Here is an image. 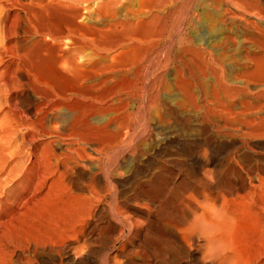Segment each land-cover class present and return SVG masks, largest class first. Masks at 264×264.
<instances>
[{
    "label": "rangeland",
    "instance_id": "374dc122",
    "mask_svg": "<svg viewBox=\"0 0 264 264\" xmlns=\"http://www.w3.org/2000/svg\"><path fill=\"white\" fill-rule=\"evenodd\" d=\"M205 1H206L207 5L209 4L208 6H206L207 10L211 11L213 14L217 15V17H218L217 21L213 22V25L210 24L211 17L207 16L206 18H202V14H201L202 8L199 7L200 5L199 6L197 5V3L199 4L198 0H155V1L154 0H150V1L149 0H0V144H2V145H0V147L5 146L6 145L5 142L8 143L10 141L8 143V145L9 144L11 145V143L17 144V143H21L24 140V138H25L24 132L27 131V128L26 127H24V128L20 127L19 129H17L19 127V123L21 124V121H23V122L27 121L28 122V123L26 122L27 124H29V122H30V124H33V127L39 128L41 126V120L46 116H47V118H45L46 121L44 119L45 126L49 127L51 130H53V132L56 131V128H61V131L63 132L62 134H65V135L61 136L60 138H58V140L56 139L57 136L56 137L55 136L50 137L49 139H52V140L54 139V140H57V141L62 142V143H67V142L73 141L74 139H75L74 141H76L79 138L80 139L79 142L84 141L83 143H85L88 141H94L96 143L97 142L99 143V144H97L98 146H101L103 144V142L105 140H107L108 137H106V136L109 135V134H107V135L102 134V132H107V133L111 132V126L107 124L106 120H108L110 118L112 120L114 119V121H115V118H117V116H118V118L116 119V124H115V122H113V124L118 129L116 132H118L120 135H123V133H121V132L124 131L125 135H123L122 137H119L118 136L119 134L118 133L116 134L117 138L119 137L120 141H119V139H117L114 136V134L110 133V134H112V136L109 135L110 145L113 146L112 144L117 143L118 146H115L112 148L109 145V142L107 140V141H105L107 144L104 142L105 145L104 146L102 145V148H104V151L102 150L101 154H96L97 152H95V154H94V152L92 151V148H91L93 146H87V148L90 149L89 152H90L91 156L93 158H95L94 155L95 156L97 155L98 158L96 156V159L98 161L103 159L104 160L103 163H106V164L104 165L102 163V160L99 161V162H101V164L100 163L99 164L103 167L105 166L104 168L106 171H107V168L110 167L111 164H114L115 160H117V158H119V157L120 158L117 161L122 160L123 157H127L126 159L124 158L122 160L125 163V164L123 163V165L125 167H127L130 165V163H128L129 158L135 157L134 161L139 160L142 156V152H143V155H148L149 149L152 147H155L157 145V142L161 139L160 136H162V138H164V139L167 138L166 140H168V141H165V143L167 144L169 151L167 150L166 154L168 156L166 155L164 157L165 160H163L164 165H166V166H164L165 169H164L162 175H166V176L168 175L166 178H171L175 174H178V179L176 180L175 185L172 187H176L177 185L178 186L176 187L177 188L176 190H175V188H172L173 192H171V195L176 194L175 192L180 193V190L178 188L180 186H182V187H180L181 190L189 188V187L193 188L195 186H198L197 192H199L200 194L198 193L197 196L203 195V193H205V194L207 193L208 196H212V195H215L214 191H216V190L219 191L218 189L222 188V186H226L227 185L226 183H231L235 180V178H237L236 174H238V173H237V170L235 169L236 168L235 165H237V167L240 165V167H242V168L245 166H247L249 168H251L253 166L255 167L256 164L258 166H260L261 165L260 160L262 161L261 155H260L261 157L259 156L261 158L260 159L259 157H257L258 155L254 156V157H251V156L248 157L247 154L242 153V152L246 151L245 149H247L248 145L250 146V143H247L249 138L246 136V133L248 132L249 128L248 127L246 128V124L241 123V122H244L247 119H250V117H251V119H254V121L256 122L257 121V117H256L257 114L256 113H258V116H259L258 120L259 121H257V122H259L260 125L258 123H254V125H252V128L255 126V124H258V125H256L255 129L256 128L260 129L262 126L261 125L262 121L260 120V113H259V110L255 107V105L259 102L260 98L262 96H264V92H262V90H261V89H264V87H260L261 83H256L255 79H257L256 76L258 73H264V71H262L264 69H261L262 67H260V68H257V69H259L258 71H257V69L253 71V68H251V71H253V74H254V72H256L257 74L255 73L253 75L252 72H250L252 74V75L250 74L252 76V78L250 75H248V77L246 78L247 82L250 80V78L252 80L253 77H255L253 79L254 83H253V80L252 81L250 80V84H247V85L241 81H232L231 82L230 80H228L229 78H227V77H229L232 74V71L234 70L232 67L230 68V66L226 67L228 65L225 66L227 69L225 67L223 69V71L226 69V71H224L225 75H222V76L220 75L221 74V68L219 67L218 63H216L217 61H215V59L217 58V56L220 52H223L222 50L227 49L225 45L221 44V42L223 43V40L224 41L226 40L225 36H227L229 34L228 30L231 29V25H230L231 21H232L231 24H233L234 20H235L236 24L238 23V25H239L237 28L240 30V32L239 33L237 32V34H238V36L239 35H241V36H239V37L237 36L238 39L241 40L244 31H242L243 28H239V27H242V26H240V22L238 21L239 19H237V18L231 19L233 17L232 14L229 13V11H227L228 9L232 10V8L230 6H228L229 4H227V2H229V1H227V2L223 1L224 3L222 5H219V6L216 5V7H215V2H212L211 0H210V2H209V0L208 1L205 0ZM97 4H98V6L100 4L102 5V7L100 5L101 10L96 9ZM197 6H198V8H197ZM222 9H224V10H222ZM225 9L228 13H226ZM222 11H224V13ZM77 12L79 13V16H80L78 18L76 17V16H78ZM219 18L220 19L223 18L224 20L222 19V21H221V20H219ZM21 21H22V23H21ZM75 21H77V22L75 23ZM78 22L81 23V26L79 25ZM76 24H78V26H80L81 28H83L82 26H84L86 31H85V29L79 30L80 27L78 29L77 28L78 26L77 27L73 26ZM138 24H139V26H138ZM212 26H214V27H212ZM87 28H88V30L90 29V32L87 30ZM98 28H99V30H98ZM77 29L79 30V33H78ZM75 30H76V32H75ZM93 30H94V32H92ZM80 31L85 32L86 33V34L84 33L85 36L87 35L86 37H89V38H86V40H84L85 39L84 36L81 37V34H83V33ZM95 31H97L101 37ZM100 32H101V34H100ZM96 34H97V36L94 37ZM73 35H74V37H73ZM76 35L78 37L80 36V39L77 38ZM70 37H72V38H70ZM81 38H83L84 41H82ZM70 39H74L76 41V43L81 41L82 43L79 42V44H81V46L83 45V47H81L79 44H77L75 46V41L74 40L70 41ZM77 39H79V41H77ZM90 40H93V42ZM94 40H96V41H94ZM72 41H74V44L72 43ZM86 41H87V43H85ZM68 43H70L72 47H73V45L75 47L72 48L69 45L70 48H68L69 46L68 47L65 46V45H68ZM92 43H95V44L100 43V44L95 45ZM258 44H259V46H261V48H264V41L261 40L260 43H257V45ZM87 45H89V46L87 47ZM92 46H94V47H92ZM76 47L79 48L80 51H79V49L76 50ZM97 47L101 48V49L99 48V50L102 54V62H103L102 66H103V70H104V74L102 75L103 85L99 86L100 84H102V82L100 81L101 83L99 82L100 84L98 85L99 89H97L98 87L96 86V84H98V83H96V84L94 83L96 81H94L91 77L89 78L88 75L87 76L84 75L86 72L83 73V71H81L82 74H80V75L75 74L76 70H75V72H73V69L75 68L74 66L76 64L79 63V65H80V63H85L87 59H88L87 61H89L90 57H91V59H90L91 61L94 60V56L92 54H94L93 51H95V49ZM71 48H72V50L75 49L73 51V53H75L74 55H73V53L72 54L70 53V52H72ZM81 48H86V49H83V51H84L83 52ZM221 48H222V50H221ZM66 49L70 50V52H68ZM64 53H67V55L70 56L69 57L65 54L68 57V60L70 58H72V60H69V62H68L69 64L65 61V59L67 60V57L65 56L63 58ZM76 53H78V56H75V55H77ZM89 53H90V55L93 56V58H92V56L85 55V54H89ZM79 55H81V56H79ZM212 55H214V56H212ZM72 56L73 57L75 56V58H73ZM82 56H84V57H82ZM85 56L86 57L88 56V57L86 58ZM114 56H116V57H114ZM76 58H77V60L78 59H80V60L78 61V63H75V65L72 66L74 68H70L71 67L70 65L73 62V60H74V62L75 61L77 62V60H75ZM83 58H85V59H83ZM62 60L65 61L64 63L66 65L63 63ZM17 62H18V66H15V63L17 64ZM67 64L69 65V69L67 67L68 66ZM17 67H19V69L26 76V78L28 80L27 83L28 84L30 83L29 84L30 89L32 88L31 86H34L31 89V91L35 89L36 91H34V92L37 93L36 88L39 86L38 92H41L40 94L39 93L36 94L37 97L35 96V93L32 92L35 96L34 98H36V101H37L36 106L39 105L41 102L42 103H41L40 107L37 106V109H35L36 106L34 105L35 106L34 110L33 109H32V111L30 110L31 114L29 113L28 110H26L27 108H29L28 105H30L29 103H31V102H30V97L27 95V93L24 92V89H23L24 87L23 88L20 87L18 89L16 88L17 90L14 89L15 87H18V85L20 86V84L17 83L18 82L17 79L19 78V72L17 70ZM229 68H230V70H229ZM70 69H72V71H70ZM218 70H219V72H218ZM68 71H70L71 73H69ZM215 72L219 75L217 76V74ZM72 73H73V75L75 74L74 76H76V77L77 76H79V78L81 77L80 81H78L79 80L78 77H77L78 78L77 79L73 75H71ZM215 74L217 76L216 79H215V77H216ZM81 75H84V76H81ZM223 76L224 77L226 76L225 79ZM82 77H83V79L85 77V81H83ZM220 77L222 78V80ZM86 78H88V79L86 80ZM226 78H227V80H226ZM15 79H16V81H15ZM89 79H91V80H89ZM217 79H218V83L216 82ZM10 80H13L14 85L17 83L16 84L17 86L11 87L12 82ZM88 80L93 81V82H87ZM223 80H224V82H222ZM225 80H226V83H225ZM227 81H229V82H227ZM6 82L9 84L11 83V85H7ZM214 82H216V83H214ZM31 83H33V84H31ZM76 83H78V84H76ZM85 83H86V85H84ZM92 83H94V84H92ZM219 83H220V85H218ZM239 83H241V84H239ZM35 84H37V85H35ZM79 84H80V86H82V85H84L86 87L88 86L87 88H89V90H87V91L83 90L82 87L79 86ZM90 84L93 86L95 85L94 86L95 88L97 87L96 92H95L96 89L93 88ZM215 84H217V85H215ZM224 85H225V87L229 88V93L231 92L232 94L231 93L227 94L228 91H227V88L223 87ZM199 86H200V88H199ZM216 86L218 89H216ZM244 86L247 87V89ZM261 86H264V85H261ZM10 87L13 89H11ZM86 87H83V88L85 89ZM236 87L237 88L239 87L243 90L240 92V89H238V90L234 89ZM78 88L81 89L82 91L77 90ZM224 88H225V91H227L226 94H225ZM254 88H256V89H254ZM19 89H21V91ZM39 89H41L43 92L40 91ZM90 89H92V90H90ZM202 89L204 91V94H203ZM257 89L260 93H258ZM74 90L78 91V92L75 91L77 94L74 92ZM236 90L238 92H236ZM22 91H23V93H22ZM83 91H86V92H83ZM89 91H90V93H89ZM97 93L98 94L100 93L98 95L100 97L97 96ZM41 94L43 97L40 96ZM155 94H157V95H155ZM92 95L93 96L95 95V97H93ZM206 95H208V96H206ZM258 95L260 96V98ZM26 96H28L27 97V100L29 99L28 102L25 98ZM157 96L159 97V99H157V100L154 99ZM223 96H226V97L230 96L229 97L230 100L228 99V97L224 98ZM257 96H258V98H257ZM44 97H46L45 100L43 99ZM96 97H98V98H96ZM214 97H216L217 99L219 98L218 102L215 100L216 98H214ZM60 98L63 101V104H62V101L60 102ZM117 98H120V99L122 98L121 99L122 101H120V99H118L116 101ZM38 99H40L41 102L38 101ZM49 99H51L53 104L50 103L51 101ZM99 99H102L101 100L102 102L99 101ZM225 99H226V101H225ZM54 100H56V101L54 102ZM147 100H149V101H147ZM154 100H156V101H154ZM158 100L161 102L164 100V102L166 104L165 105L163 102V104L165 106L164 109L167 108V109H165L166 114L164 113L165 112L164 110H163L162 115L160 114L159 111H157L158 110L157 104L159 102ZM46 101H47V103H46ZM98 101H99V103H98ZM103 101L105 103L106 102L107 103L105 104ZM124 101H125V104H123L124 107L119 106L120 103L122 104ZM219 101H220V103H219ZM15 102H17V103H15ZM94 102H96V104ZM151 102H153L154 105H156V106L151 104ZM221 102H222V104H221ZM57 103H59L58 104L59 106L56 105ZM92 103H94V105ZM102 103H104V104L102 105ZM249 103H250V105H249ZM47 104L49 106V109L47 108ZM49 104H52V105H49ZM60 104H62V105L66 104V105H64L66 107H64V106L62 107V105H60ZM109 104L110 105L112 104L111 106L113 108L115 107L117 109V112L113 113L116 110L112 111V109L109 108V107H111ZM147 104H149L150 106L152 105L151 107L153 109L151 110V107ZM239 104L241 106H239ZM43 105H46V106L43 107ZM96 105H97V108H99V109L94 108V107H96ZM145 105L149 106L150 110L148 109L149 107H146ZM51 106L53 107L54 110L51 109L52 108ZM102 106H104L105 109ZM125 106H126V108H125ZM251 106H254V108H253L254 111L256 109L257 110L255 112L254 111L251 112L253 110V109L249 110V108ZM55 107L58 109L62 108V110H64L65 114L60 109L57 111ZM101 107L104 110H106V108H107V110L110 109V111H108V112L106 111V113L109 115H107L106 113L103 115L102 114L98 115L99 113H102V112L104 113L103 110H102V112H100ZM119 107L121 109L120 112H119V110H120ZM65 108H67V109H65ZM145 108L148 109V110H146L148 112L145 111ZM38 109L41 110L42 112L37 111ZM95 109L97 110V112L98 111L99 112L98 113L95 112V114H94ZM45 110H46V112H45ZM48 110H50V111H48ZM155 110L159 113H157V112L155 113ZM22 111H23V113H21ZM54 111L56 112V115L58 114L59 116H55ZM86 111L89 113H92V114L88 115L89 113H87ZM90 111H93V112H90ZM126 111L130 112V114L127 113ZM241 111H243L244 114ZM57 112H59V113H57ZM125 112L127 113V115H131V116H127V119H128V117H130V119L132 118L131 120L130 119L127 120L126 115H125V117H124V115H122L123 113L126 114ZM38 113H39V115H38ZM253 113H254V116L256 117V120H255V117L253 115H250ZM66 114H68V115H66ZM82 114L84 115L85 120L83 119ZM114 114H116V115H114ZM147 114L149 116H147ZM156 114H158V115L160 114V115L158 116ZM60 115H61V118H59ZM63 115H65V116H63ZM85 115H87L88 117ZM143 115L146 117H144ZM154 115L156 118H154ZM25 116H28V117H25ZM80 116H82V118H79ZM95 116L96 117L100 116L99 119L102 117H104V118L106 117V119H105L106 124L104 121H103V123H101L102 120H104V118L100 119V123H95L96 121H94L92 118ZM150 116L152 119L148 120L150 118ZM29 117H30V119H29ZM34 117H36V118H34ZM53 117L55 118L56 121H54L52 119ZM56 117L58 119H56ZM62 117L64 119H66V121ZM67 117H71L70 118L71 121ZM107 117H108V119H107ZM121 117L125 118V119H122ZM239 117H241V118H239ZM244 117H246V120ZM252 117H254V118H252ZM16 118L19 120H17V123H18L17 127L14 128V122H15V126L17 124L15 121ZM21 118L23 120H21ZM31 118H33V119H31ZM77 118H79V119H77ZM86 118L88 119L90 124H92L93 122L95 124L90 125L88 123V121L86 122ZM157 118H159L158 119L159 121H164V122L163 123L158 122ZM161 118H162V120H161ZM163 118H164V120H163ZM145 119L147 122L149 121V123L144 121ZM79 120H83L85 122L84 127H82L83 121L81 122ZM126 120L129 124L126 122L127 125L124 123V126H123L122 122H124ZM156 120H157V122H156ZM18 121H20V122H18ZM31 121H32V123H31ZM36 121H38V123ZM62 121H64V122H62ZM73 121H74V123H73ZM119 121L122 124H118ZM131 121H132V123H131ZM23 122L21 125L24 124ZM67 122H72V123L67 124ZM144 122L146 123V125ZM153 122H154V124H153ZM46 123H48V124H46ZM64 123H66L67 125ZM86 123H88L90 125V126H88V129H86L87 128L86 126L88 125ZM74 124H76V125H74ZM96 124H97V127H94V126H96ZM98 124H102V125L104 124L106 126L105 127H103L104 125L98 126ZM54 125H57V126H54ZM68 125L69 126L71 125V127L69 128ZM79 125L81 126L79 129H81V130H79L77 127ZM121 125L123 126V129L120 128V127H122ZM10 126H13L12 127L13 130L11 129ZM23 126H25V125H23ZM63 126H64V129H62ZM101 126L103 127V130H102ZM118 126L120 129L118 128ZM143 126L144 127L148 126V127H150V129L148 130V127H145L147 129H145V128L143 129ZM89 127H91V129H89ZM141 127L143 130H141ZM21 128L23 129L22 130L23 132L21 131ZM131 128H132V130H131ZM93 129L95 132H97L99 130L100 134L105 136V137L103 136L104 139H102L103 137L99 134V132H98V135H95L97 133L93 132ZM124 129L128 132V135H126L127 132ZM134 129L138 130V131L140 130L141 134L144 135V137H146V138H144L139 132L133 131ZM154 129H155V131H152ZM161 129H163V131L165 133ZM246 129H247V131H245ZM10 130H12V132ZM72 130L73 131L75 130V131L72 132ZM76 130L82 131V132H80V134H79L78 132H76ZM86 130L88 132L87 133V135H88L87 140L85 139L86 136H84L85 138L82 136V135H84L82 133L83 132L85 133ZM91 130H92V133L89 134V132H91ZM119 130H120V132H119ZM157 130L158 131L161 130L160 133L157 132ZM243 130H244V132H243ZM8 131H10V133ZM129 131H131V132H129ZM143 131L145 133H142ZM70 132H71V134H69ZM74 133L76 135L75 137H74ZM77 133H78V135H77ZM129 134H130V136H129ZM135 134H137V136ZM139 134H140V136H138ZM164 134L166 137L164 136ZM15 135H17V136H15ZM85 135H86V133H85ZM90 135H92V139H91ZM70 136H72V137H70ZM11 137H13V138H11ZM93 137H95L94 140H93ZM123 137H124V139H123ZM138 137H139V139H138ZM237 137L238 138L240 137V138L238 139ZM97 138H99V139L101 138V139L98 140ZM135 138L137 139L136 140L137 142L135 141ZM241 138H242V140H240ZM131 139H133V140L131 141ZM244 139H245V141H244ZM101 140H104V141L102 142ZM124 140H126V141H124ZM127 140H128V143H127ZM141 140L142 141L144 140L143 141L144 143ZM256 140H257V142L259 141V139H256ZM57 141L55 143H57ZM132 142L134 144H132ZM148 142L150 144H152V143L153 144L150 146V144ZM3 144H5V145H3ZM125 144L126 145L129 144L130 146L127 145V147H126V146H124ZM148 144L150 147H148ZM240 144H242V145H240ZM243 144H246V145L244 146ZM106 145H108V147ZM228 145H229V147H228ZM121 146H122V149H121ZM132 146H134V147H132ZM223 146H225V147H223ZM209 147H214V148H217L219 150L222 149V152L221 153L218 152L216 154L211 153L208 149ZM147 148H148V150H146ZM189 148L191 149V152H190ZM126 149L127 150L129 149V151H127ZM142 149H145V152L144 151L141 152ZM112 150L113 151L116 150L114 154H113ZM119 150H121L122 152ZM180 150H182V151H180ZM259 150L261 152H259ZM259 150H257L258 153H260V154L264 153V150H261V149H259ZM135 151H136V154L134 153ZM187 151L189 153H187ZM110 152L113 155V159L115 157L114 161H112L113 159H111L112 155H110ZM194 152H195V154H194ZM102 153L105 156L104 155L101 156ZM105 153H107V154H105ZM118 153H119V155H118ZM124 153H125V155H124ZM129 154L130 155L132 154V156L130 157ZM137 154H139V157ZM242 154H244L245 156H242ZM136 155H137V157H136ZM191 155H192V157H190ZM196 155L199 158H197ZM206 155H207V157H206ZM110 156H111V158H110ZM153 156H155V155H153ZM221 156H223V157H221ZM231 156H233L235 159H233V157H231ZM217 157L219 160L217 159ZM224 157H226V158H224ZM246 157L248 159L250 158L249 161ZM211 158H214L217 161L222 162V163H219L220 164L219 166L225 167V169L224 168L220 169L218 167L220 170L216 168L215 169L216 171L215 170L212 171V172L217 173V174H215V173L210 172L212 169L211 166H207V167L203 166V168L200 171L201 174L202 173H203V175L206 174V177H203L198 172H196L197 170H195V167L199 165L198 166V168H199L201 166V164H200L201 161H206L205 159L210 160ZM251 158H252V160H251ZM106 159H107V161H105ZM228 159L230 160V162H228L229 161ZM240 159H243L246 162V165H243V163L241 162ZM197 160L198 161L201 160V161L199 163H197L196 162ZM234 160L235 161L240 160V162H235ZM126 161H127V163H126ZM225 161H226V163H225ZM262 162H264V161H262ZM109 163H110V165H109ZM224 163H225V165H224ZM238 163H240V164H238ZM252 163L254 165H252ZM187 165H188V167H186ZM106 166H107V168H106ZM231 166H232V168H231ZM103 167H101L102 170L104 169ZM208 167H209V169H208ZM233 167H235V168H233ZM190 168H192V169L190 170ZM122 169L124 171V167H122ZM187 169H189V173H188ZM227 169L229 170V172ZM105 170H104V173L102 172V176L105 175V173H106ZM243 170H245V168ZM171 171L174 173L173 174L170 173ZM222 171H224V172H222ZM120 172H122V171H120ZM220 172H222V173H220ZM179 173H180V175H179ZM196 173H198L200 176H197ZM233 173H235V174H233ZM213 174H215V175L213 176ZM169 175L171 177H169ZM207 175H210V176L208 177ZM136 176H137L136 177L137 180L135 181V183H136L135 185L137 186L138 192H140V190L142 188V186H140L141 183L145 184V182L149 181L148 186L150 187V184H151L150 190L152 192H154V194H155L157 192L161 182L163 181L161 179V175H159V174L158 175L152 174L149 176L150 178L148 177L149 179L146 178V180H145V178H141V176L138 173H136ZM138 176H140V177H138ZM193 176H195V177L197 176V177L196 178L194 177V179H193ZM212 176H213V178H211ZM225 176H230V177H226L227 178L226 179ZM152 177H154L153 180H151ZM191 178H192V180H194V182L192 180H189ZM201 178H202V181L205 178L204 183L201 182ZM206 178L209 182L206 181ZM218 178H220V179H218ZM230 178H232V180ZM211 179L213 181H211ZM216 179H218L220 182H223V183L222 184L220 183L219 187H215V186H214V188L210 187V184L212 182L214 183L216 181ZM222 179L226 180V181L224 182ZM150 181H152V182H150ZM184 181H186V182H184ZM197 181H198V184L195 183ZM199 181L201 182L200 184H199ZM201 184L208 185V189H207L206 185H204L205 188L207 189V192H206V189L203 188L204 186ZM157 185H158V187H157ZM184 187H186V188H184ZM195 188H197V187H195ZM203 190H205V191H203ZM210 193H211V195H210ZM168 211H165V213H166V214H164L165 217L161 213L163 218H166L167 216H169V214H170L169 218L170 217L173 218L174 215H175V217L176 216L180 217V212L178 213L177 210H176L177 212H175V209H173V211L171 209ZM128 221H129V219H126V220L124 218L122 219V224L124 225V228L125 227H127V228H125V229L123 228L124 233L122 232L123 235L121 234L116 242H112V241L109 242V241L103 240V238L101 237V232H100L102 227L96 228V230L100 233L98 234V232L95 230L96 234L94 233L95 235L93 234L91 236L92 238L90 237V240H89L90 246H91V250H90L91 255L90 256H91V261L93 264H103L104 263L103 262L104 256L107 255V251H108V255L114 256L117 254L116 250L121 248L119 246L124 245L126 242L127 243L125 245H127V248L126 249L123 248V254L124 255L119 254L120 256H119V258H117L118 262L120 261L119 263H123V261H125V259L127 260L128 258H130V260L128 259V262H130V264L131 263L132 264L133 263L144 264V260L142 259V257H144V254H145V256H147L146 253H148V255H149V256H147L148 258L151 257L150 258L151 260L158 259V260L163 261V263L165 262V264H170V263L176 264V263H178V260L176 261V258L174 257L176 255V253H178L176 255V257L178 259H181L182 256L184 257L185 253L182 252L177 247L176 244H174V245L172 244L174 242H172V239L169 235L165 236V237H161V239L163 238L162 242L165 243L163 245L164 248H165V245L168 243V246L166 247L167 249H165V250H166V253L168 251L167 254L170 255V256L168 255L169 258L167 257L165 250H163V248L161 249L162 251L160 250L158 252L157 251L153 252L154 250L152 249L153 248L152 244H150L151 242L149 240H147L145 238V236L143 237L142 231L135 230L137 232H135V231L129 232L130 228H129V224H127V223H129ZM118 222H120V221H118ZM164 223H167V226H168V221H166L165 219H164ZM131 234H132V236H131ZM96 235H98V237ZM160 235L161 234H159L158 237ZM132 237H133V240H132ZM142 237L144 238L145 241H143ZM148 237H149V235H148ZM99 238H101V239H99ZM128 238H130L129 240H131L132 242L127 240ZM135 238H136V240H135ZM137 238L139 241H137ZM140 238H142V239H140ZM101 240H102V243H101ZM166 240L168 241L167 243L165 242ZM89 242H88V244H89ZM129 242H131V243H129ZM141 242H143L142 243L143 245L141 244ZM147 242H150L149 243L150 245ZM99 243H101L100 245H102V247H100ZM122 243H124V244H122ZM128 244L130 246H128ZM76 245H74V246H76ZM137 245H139V246H137ZM74 246L72 245L71 247H74ZM103 246H105V247H103ZM140 246L143 248H141ZM148 246L150 247V249ZM92 247H94V248H92ZM98 247L101 248V250ZM122 247H124V246H122ZM170 248L172 249V251ZM173 248L174 249L177 248L176 250H179L180 254H179V251L178 252L176 250L174 251ZM145 249H147V250H145ZM141 251H142V253H141ZM170 251H171V253H170ZM149 252H151V253H149ZM163 252H164V254H162ZM181 252H182V256H180ZM62 253L63 252L61 251L60 254H62ZM160 253H161V255H160ZM158 255H160V256H158ZM172 255H174V256H172ZM157 256H158V258H157ZM63 257H64V255H63ZM152 257H153V259H152ZM166 257H167V259H166ZM170 257L171 258L174 257L175 259L173 258L171 260ZM139 258H140V260H139ZM164 259L166 261H169V263L164 261ZM140 261H142V262H140ZM128 262H124V263L127 264Z\"/></svg>",
    "mask_w": 264,
    "mask_h": 264
},
{
    "label": "bare ground",
    "instance_id": "6f19581e",
    "mask_svg": "<svg viewBox=\"0 0 264 264\" xmlns=\"http://www.w3.org/2000/svg\"><path fill=\"white\" fill-rule=\"evenodd\" d=\"M211 1L215 2V7H216V5H218V6L222 5L224 3L223 1H226V2L229 1V2H227V4H229L228 6H230L232 8V10L228 9L227 11H229V13L232 14L233 17L231 16L232 17L231 19H233V18L239 19L238 21L240 22V26H242L239 28H243L242 31H244L241 40L238 39L237 38V36H238L237 32L239 33L240 30L237 27L239 25H238V23L236 24L235 20H234L233 24H231L232 23V21H231V23H230L231 29L228 30L229 34L227 36H225V38H226L225 41L227 43L223 39H222L223 43L221 42V44L225 45L227 49L222 50V48H221V50L223 52H220V53L218 52L219 53L218 56L215 54L217 56V58H216L217 60L213 57L215 59V61H217L216 63H218L219 67L221 68V74L220 75L221 76L225 75L224 71H226V69H227L226 67L230 66V68L232 67L234 70L232 71V74L229 77H227V78H229L228 80H230L231 82L232 81H241V82L245 83L246 85L250 84V80L252 78L251 75L253 74V71L256 70L257 68H260V67H262L261 69H264V48H261V46H259V44L257 45V43H260L261 40L264 41V0H211ZM198 2H199V4L197 3V5L198 6L200 5L199 7L202 8L201 9L202 18H206L207 16L211 17L210 24L213 25V22L217 21V19H218L217 15H215L211 11L207 10L206 6H208L209 4L207 5L205 0H198ZM209 2H210V0H209ZM98 4L96 6L97 10L100 9V5H101L100 4L98 6ZM198 6H197V8H198ZM101 7H102V5H101ZM226 9H225V11H226ZM222 10H224V9H222ZM227 11H226V13H228ZM222 12L224 13V11H222ZM76 17L77 18L80 17L79 13H78V16H76ZM222 19L223 18H221V19L219 18V20H221V21H222ZM76 22L77 21H75V23ZM21 23H22V21H21ZM79 25L81 26V23H79ZM73 26L77 27L78 24L73 25ZM80 26H78L77 28L79 29ZM138 26H139V24H138ZM82 27L83 28L80 27L79 30L85 29L84 26H82ZM212 27H214V26H212ZM99 28H98V30H99ZM79 30H78V33H79ZM87 30H88V28H87ZM94 30L92 32H94ZM85 31H86V29H85ZM88 31L90 32V29ZM97 31H95V32L99 35V33ZM75 32H76V30H75ZM80 32L83 33V34H81V37L84 36V38H85L84 40H86V38H89V37H86L87 35L85 36V34H86L85 32H83V31H80ZM97 34L95 36L94 35L93 36L96 37ZM100 34H101V32H100ZM239 36H241V35H239ZM73 37H74V35H73ZM70 38H72V37H70ZM77 38L80 39V36L79 37L77 36ZM79 39H77V41H79ZM81 39H82V41H84L83 38H81ZM71 40H74V39H70V41ZM74 41H72L73 44H74ZM90 41L93 42V40H90ZM94 41H96V40H94ZM79 42H81V41H79ZM79 42L76 43V41H75V46L77 44H79ZM70 43H68V45H65V46H67V47L69 45L71 46L72 43L71 44ZM85 43H87V41ZM95 43H92V44H95ZM97 44L99 45L100 43H97ZM97 44H95V45H97ZM79 45L81 46V44H79ZM70 46L68 48H70ZM75 46L73 45V47H75ZM88 46L89 45H87V47ZM81 47H83V45ZM92 47H94V46H92ZM72 48H71V50H72ZM99 48L100 47H97L95 49V51H93L94 52V54H92L94 56V60L92 59L93 61L90 60L91 59V57H90L89 61H87L88 60L87 59L85 63H80V65L78 63V61L80 59L77 60V58L75 59V60H77V62L76 61L74 62V60L72 62L73 64L70 62L71 63L70 68L75 67L73 69V72H75V70H76L75 74L80 75V74H82L81 71H83V73L86 72L84 75H86V76L88 75L89 78L91 77L94 81H96L94 83L95 84L98 83V84H96L97 87L103 81L102 75L104 74V70H103V66H102L103 65L102 64L103 63L102 62V54H101ZM77 49H79V48L76 47V50ZM81 49L83 51V49H86V48H81ZM74 50L75 49H73L72 52H70V50H67V51L72 54ZM79 51H80V49H79ZM67 53H64L63 58L67 55ZM74 54L75 53H73V55ZM76 54L77 55H75V56H78V53H76ZM85 55L92 56V55H90V53L85 54ZM67 56H69V55H67ZM75 56L74 57L72 56V57L75 58ZM79 56H81V55H79ZM93 56H92V58H93ZM212 56H214V55H212ZM82 57H84V56H82ZM114 57H116V56H114ZM83 59H85V58H83ZM67 60H68V57H67ZM67 60L65 59V61L68 63L69 60H72V58H70L68 61ZM62 61H63V63L65 62L64 60H62ZM75 63H78V64L75 65ZM226 65H228V66H226ZM15 66H18V62H17V64L15 63ZM72 66H74V67H72ZM67 67L69 69V65ZM224 67L226 69L223 71ZM230 68H229V70H230ZM251 68H253V71H251ZM17 70L19 72V78L17 79L18 80L17 83L20 84V86L18 85V87H15V86H17L16 85L17 83L14 85L13 80H10L12 82V85H11V83L9 84L7 82H6V84L11 85V87H15L14 89L24 87L23 88L24 92L27 93V95L30 97L31 103H29L30 105L27 104L29 106V108L26 109L30 113V110L31 111H32V109L34 110V107L36 106L37 101H36V98H34V97L35 96L37 97L36 94L37 93L40 94L41 92H38L39 86L36 88L37 93L34 92V91H36L35 89L31 91V89L34 86H31L32 88L30 89V85H29L30 83L29 84L27 83L28 80H27L26 76L24 75V73L19 69V67H17ZM219 70H218V72H219ZM258 70L259 69H257V71ZM70 71H72V69H70ZM70 71H68V72L71 73ZM262 71H264V70H262ZM250 72H252V74ZM255 73L256 72H254V74ZM216 74H215V76H216ZM71 75H73V73ZM84 75H81V76H84ZM218 75L219 74H217V76ZM248 75L251 76V78L249 77L250 78V80L248 81L249 83L247 82V79H246L248 77ZM217 76L215 77V79L217 78ZM74 77L79 78V76H77V77L74 76ZM85 77H84V79L82 77L83 81H85ZM225 77H224V79H225ZM80 78L78 81H80ZM227 78H226V80H227ZM254 78L255 77H253V79ZM256 78H257V79H255L256 83H261V85H264V73H258ZM87 79L88 78H86V80ZM89 80H91V79H89ZM89 80L87 82H93V81H89ZM221 80H222V78H221ZM226 80H225V83H226ZM15 81H16V79H15ZM216 82L218 83V79ZM216 82H214V83H216ZM222 82H224V80ZM227 82H229V81H227ZM94 83H92V84H94ZM253 83H254V80H253ZM31 84H33V83H31ZM76 84H78V83H76ZM239 84H241V83H239ZM35 85H37V84H35ZM84 85H86V83ZM84 85L80 86V84H79V86L82 87L83 90H86V91L89 90V88H87L88 86L86 87ZM101 85H103V82L99 86H101ZM215 85H217V84H215ZM218 85H220V83ZM261 85H260V87H264ZM91 86L93 88H95L94 87L95 85L94 86L91 85ZM83 87H86V88L84 89ZM223 87H225V85ZM199 88H200V86H199ZM225 88H227V87H225ZM225 88H224V91H225ZM245 88L247 89V87H245ZM11 89H13V88H11ZM97 89H99V87ZM97 89L95 90V92L97 91ZM216 89H218L217 86H216ZM234 89H237V90L240 89V92L243 90L239 87L238 88L236 87ZM254 89H256V88H254ZM258 89H257V91H258ZM19 90L21 91V89H19ZM39 90L42 91L41 89H39ZM77 90H81V89L78 88ZM90 90H92V89H90ZM237 90H236V92H238ZM261 90H262V92H264V89H261ZM75 91L76 90H74V92ZM86 91H83V92H86ZM202 91H203V89H202ZM227 91H228V93H227ZM227 91H225V94L231 93V92L229 93V88H227ZM32 92L35 93V96ZM76 92H78V91H76ZM22 93H23V91H22ZM89 93H90V91H89ZM258 93H260V92L258 91ZM99 94L97 93V96ZM203 94H204V91H203ZM155 95H157V94H155ZM28 96L25 97L26 100H27ZM40 96H42V94ZM206 96H208V95H206ZM258 96H257V98H258ZM93 97H95V95ZM98 97H100V96H98ZM98 97H96V98H98ZM157 97L154 99H156V100L159 99V97L158 98ZM223 97L225 98L226 96H223ZM229 97H228V99H229ZM45 98L46 97H44L43 99L45 100ZM214 98H216V97H214ZM259 98H260V96H259ZM118 99H120V98H117L116 101ZM121 99H120V101H122ZM218 99L216 98L215 100L218 102ZM28 100H27V102H28ZM49 100L51 101V99H49ZM101 100L102 99H99V101H101ZM156 100H154V101H156ZM38 101H40V99H38ZM55 101L56 100H54V102ZM61 101L62 100L60 98V102ZM99 101H98V103H99ZM125 101L122 104L119 102L120 103L119 106L124 107L123 104H125ZM147 101H149V100H147ZM225 101H226V99H225ZM96 102H94V103L96 104ZM163 102H164V100L162 102L159 101L158 104L156 103L157 107H158L157 111H159L161 115L163 114V110L165 111V109H167V108L164 109L165 102H164V104H163ZM15 103H17V102H15ZM41 103L37 106L40 107ZM46 103H47V101H46ZM50 103L53 104L52 101ZM94 103H92V104L94 105ZM104 103H102V105ZM219 103H220V101H219ZM52 104H49V105H52ZM58 104L59 103H57L56 105H58ZM62 104H63V101H62ZM62 104H60V105H62ZM149 104H147V105H149ZM151 104L154 105L153 102H151ZM221 104H222V102H221ZM64 105H66V104H64ZM64 105H62V107ZM147 105H145V106L146 107L150 106V105L149 106H147ZM249 105H250V103H249ZM37 106L35 107V109H37ZM45 106L46 105H43V107H45ZM126 106H125V108H126ZM154 106H156V105H154ZM239 106H241V105L239 104ZM64 107H66V106H64ZM102 107L104 108V106H102ZM102 107L100 108L101 109L100 112H102V110H103L104 113L102 112V113H99L98 115H100V114L103 115L106 113V111L107 112L110 111V109L107 110V108H106V110H104L105 108L102 109ZM150 107L148 108L149 110H150ZM251 107L249 108V110L254 108V106H251ZM255 107L259 110L260 120L262 121L261 122L262 126H261V128L258 126L260 129H258V128L255 129L256 125L259 124V122H257V121H259L258 120V117H259L258 113H256L257 114V116H256L257 121L256 122L254 121V119H251V117H250V119H247V120H246V117H244L246 121H244L243 119L242 120L244 122L240 121L241 123L246 124V128L247 127L249 128L248 132L246 133V136L249 138V140H248V142L247 141L246 142L250 143V146L248 145L247 149H245L246 151L242 152V153L247 154L248 157L249 156L254 157L256 155H258L257 157H259L261 155L262 157L261 156L260 157L262 158V161H264V153L260 154L257 151L259 149L264 150V96H262L260 98L259 102L255 105ZM47 108L49 109L48 104H47ZM67 108H65V109H67ZM94 108H97V105ZM109 108H111L112 111L116 110L113 113L117 112V109L115 107H114L115 109L112 106ZM51 109H53V107ZM59 109L56 108L57 111ZM97 109H99V108H97ZM119 109H120V107H119ZM148 109L145 108V111ZM152 109L153 108L151 107V110ZM50 110H48V111H50ZM60 110H62V108ZM37 111H41V110L38 109ZM120 111H121V109L119 110V112ZM157 111L155 110V113ZM243 111H241V112L243 113ZM253 111H254V109L251 112H253ZM45 112H46V110H45ZM62 112H64V110H62ZM90 112H93V111H90ZM95 112H97L96 109L94 111V114H95ZM146 112H148V111H146ZM159 112H157V113H159ZM21 113H23V111ZM39 113H38V115H39ZM57 113H59V112H57ZM87 113H89V112H87ZM127 113L130 114V112H127ZM127 113L126 114L121 113V114L124 115V117L126 115V119H127V116H131V115H127ZM164 113L166 114V111ZM64 114H65V112H64ZM91 114L92 113H89L88 115H91ZM116 114H114V115H116ZM148 114H147V116H149ZM66 115H68V114H66ZM107 115H109V114H107ZM156 115H158V114H156ZM250 115L254 116V113L250 114ZM55 116H59V115L58 114L56 115V112H55ZM63 116H65V115H63ZM85 116H87V115H85ZM25 117H28V116H25ZM30 117H29V119H30ZM54 117L52 119L54 121H56ZM99 117L100 116L92 117L93 120L96 121L95 123H100V119L104 118V117H102L99 119ZM108 117H107V119H108ZM144 117H146V116H144ZM254 117H252V118H254ZM256 117H255V120H256ZM34 118H36V117H34ZM45 118H47V116L41 120V126L39 128L33 127V124H30V122H29V124H27L28 123L27 121H25V122L21 121V120H23L21 118V120H20L21 124L23 122L24 123L23 125H25V126H23L19 123V127L17 129H19L20 127H22V128L26 127L27 128V131L24 132L25 133L24 134V137H25L24 140L21 143H17V144L11 143V145L10 144L8 145V143L10 141L8 143L5 142L6 145L3 144L5 146L0 147V156H1L0 157V264H93L91 261V256H90L91 255V252H90L91 246H90V242H89L90 237L95 233L96 228L102 227L100 232H101V237L103 238V240L109 241V242H111V241L116 242L117 239L119 238V236L122 234V232L124 233V231H123L124 225L122 224L123 218L125 220L129 219V221H128L129 223H127V224H129V228H130L129 232H133L135 230L142 231L143 237L145 236V238L151 242V243L150 242H147V243L152 244L153 248L152 247L151 248L154 250L153 252H155V251L158 252L162 248H163V250L167 249L166 247L168 246V243H167L168 241L167 240L165 241L167 244L165 245V248H164L163 245L165 243L162 242L163 238L161 239V237H165V236L169 235L172 239V242H174L172 244L173 245L176 244L177 247L182 252L185 253V255L183 254L184 255V257H183L182 252H181V255H180V256H182L181 259H178L176 257V255L178 254L176 252H175L176 255L174 254L175 256L172 255L176 258V261L178 260V263H176V264H264V162H262L260 160V162H261L260 166H258L256 164L255 167L253 166L251 168H249L247 166L242 168V167H240V165L238 167H237V165H235L236 168L235 167H233V168H235L237 170V173H238V174H236L237 178H235V180L231 183H226L227 184L226 186L221 185L222 188L218 189L219 191H217L215 189L216 190V191H214L215 195L208 196L207 193H206L207 195L205 193H203V195L197 196L199 192H197L198 186H195L196 184L194 186L197 188H195V187H193V188L192 187L191 188L190 187L189 188L184 187L186 189H183V190L180 189V187H182V186H180V187H178L180 190V193L175 192L176 194L171 195V192H173L172 188H175V190L177 189L176 187L178 185L176 187H172V186L175 185L176 180L178 179V174H175L172 177L169 175V177H171V178H166L168 175L167 176L162 175L163 171L165 169L164 166H166V165H164L163 160H165L164 157L167 155L166 153L168 150V146L165 143V141H168V140H166L167 138L164 139V138H162V136H160L161 139L157 142V145L155 147H152L149 149L148 155H143L142 151L145 152V149H142L141 150L142 156L137 161L136 160L134 161L135 157H133V158L131 157L133 154L131 152L132 154L131 155L129 154V156L131 158H129V162H128V163H130V165L127 167H125L123 165L124 161H122L124 158L126 159L127 157H123V159L121 158L122 160L117 161L120 157L117 158V160H115V157L113 159V155L111 154V152L113 151L112 150L110 152V155H112V158H111V156H110V158L113 159L112 161L115 160V162H114V164H111V165L109 163L110 167L107 168V166H106V168H107V171H106L104 168L105 166L104 167L101 166L100 165L101 162H99L102 160V163H103L104 160L101 159L98 161L96 159L97 155L96 156L94 155L95 158H93L89 152L90 149L87 148V146H93L91 148H92V151L94 152V154H95V152H97L96 154H101L102 150L104 151V148H102V145L103 146L105 145L104 142L107 140H108V142L110 141L109 135L112 136V134H114V136L117 138L116 134L118 132H116V131L118 129L113 124V122H115V124H116V119L118 118V116H117V118L114 117L115 121H114V119L112 120L110 118L108 120H106L107 124L111 126V132H109V133L102 132V134H106V135L109 134V135L106 136V137H108L107 140H105V141L101 140L102 142L104 141L103 144L101 143L102 145L100 144L101 146H98L97 144H99V143L98 142L96 143L94 141H88L85 143H83L84 141L79 142V140H80L79 138L76 141H74L75 140L74 139L73 141L67 142V143H62V142L57 141L58 138H60L61 136L65 135V134H62L63 132L61 131V128H56V131L53 132V130H51L49 127L45 126V122H44ZM59 118H61V115ZM67 118L70 119L71 117H67ZM79 118H82V116H80ZM79 118H77V119H79ZM154 118H156L155 115H154ZM239 118H241V117H239ZM31 119H33V118H31ZM56 119H58V118L56 117ZM83 119H84V115H83ZM105 119H106V117L104 118V120H102L101 123H103V121H104L106 124ZM122 119H125V118H122ZM128 119H130V117H128ZM150 119H152L151 116L148 120H150ZM158 119L159 118H157V120ZM17 120H19V119H17V118L15 119L16 123H17ZM64 120L66 121V119H64ZM127 120L122 122L123 126H124V123L127 125V123H128ZM157 120H156V122H157ZM161 120H162V118H161ZM163 120H164V118H163ZM20 121H18V122H20ZM45 121H46V119H45ZM70 121H71V119H70ZM79 121L82 122L83 120H79ZM87 121H88V119L86 118V122ZM144 121H146V119ZM36 122L38 123V121H36ZM62 122H64V121H62ZM158 122L163 123L164 121L158 120ZM31 123H32V121H31ZM68 123H72V122H67V124ZM73 123H74V121H73ZM82 123H83L82 127H84L85 122L83 121ZM88 123H89V121H88ZM88 123H86V124H88ZM95 123L93 122L92 124H95ZM122 123H120V121H119L118 124H122ZM131 123H132V121H131ZM147 123H149V121ZM254 123H258V124H255V126L252 128V125H254ZM46 124H48V123H46ZM64 124H66V123H64ZM89 124L87 126L85 125L87 127V128L85 127L86 129H88V126L92 125V124H90V125ZM153 124H154V122H153ZM17 125H18V123L15 126V122H14V128L17 127ZM74 125H76V124H74ZM80 125L77 126L78 129L81 127ZM99 125H102V124H98V126ZM145 125H146V123H145ZM54 126H57V125H54ZM102 126H101V128L103 130V127H105L106 125H104L103 127ZM123 126L120 128L123 129ZM10 127L13 130V128H12L13 126H10ZM70 127H71V125L69 126V128ZM91 127H89V129H91ZM94 127H97V124ZM145 127H148V126H145ZM145 127L143 126V129ZM22 128H21V131L23 130ZM118 128H119V126H118ZM132 128H131V130H132ZM62 129H64V126ZM94 129H93V132H95ZM143 129L141 127V130H143ZM145 129H147V128H145ZM149 129H150V127H148V130ZM12 130H10V131L12 132ZM79 130H81V129H79ZM161 130L163 131V129H161ZM10 131H8V132L10 133ZM74 131L72 130V132H74ZM133 131H137L141 134L140 130L138 131V130L134 129ZM152 131H155V129ZM160 131L157 130V132H159V133H160ZM245 131H247V129ZM76 132H78L80 134V132H82V131L76 130ZM98 132L100 134V131L98 130L97 132H95V133H97L95 135H98ZM119 132H120V130H119ZM129 132H131V131H129ZM243 132H244V130H243ZM78 133H77V135H78ZM85 133H86V135H85ZM85 133L83 132L82 134H84V135H82V136L83 137L86 136V138L85 137L84 138L87 140L88 139L87 138V136H88L87 130ZM91 133H92V130H91V132H89V134H91ZM110 133H112V134H110ZM121 133H123V135H125L124 131ZM142 133H145V132L143 131ZM69 134H71V132ZM102 134H100V135L103 137L104 135H102ZM140 134L138 136H140ZM123 135L119 134L118 136L122 137ZM126 135H128V132ZM135 135L137 136V134H135ZM15 136H17V135H15ZM53 136H55V137L57 136V138H56L57 140L49 139L50 137H53ZM75 136L76 135L74 133V137ZM129 136H130V134H129ZM142 136L144 137V135H142ZM164 136H165V134H164ZM70 137H72V136H70ZM90 137L92 139V135H90ZM104 137L102 139H104ZM119 137L117 139H119ZM11 138H13V137H11ZM94 138L95 137H93V140H94ZM144 138H146V137H144ZM97 139L100 140L101 138L100 139L97 138ZM123 139H124V137H123ZM138 139H139V137H138ZM256 139H259L260 142L259 141L257 142ZM132 140L133 139H131V141ZM136 140L137 139L135 138V141ZM240 140H242V138ZM56 141H57V143H55ZM119 141H120V139H119ZM124 141H126V140H124ZM244 141H245V139H244ZM133 142H132V144L135 143V142L134 143ZM127 143H128V140H127ZM115 144H112L113 146H111L110 142H109V145L112 148L115 146H118L117 143H115ZM149 144H148V147H150L153 143L150 144V146H149ZM0 145H2V144H0ZM127 145H129V144H127ZM127 145L125 144L124 146L127 147ZM240 145H242V144H240ZM243 145L245 146L246 144H243ZM106 146L108 147V145H106ZM132 147H134V146H132ZM223 147H225V146H223ZM228 147H229V145H228ZM121 149H122V146H121ZM208 149L211 153H215V154L218 152H220V153L222 152V149L219 150V149L214 148V147H209ZM146 150H148V148ZM189 150L191 152L190 148H189ZM115 151H113V154L115 153ZM119 151H121V150H119ZM127 151H129V149ZM136 151L134 152L135 154H136ZM180 151H182V150H180ZM188 151H187V153H189ZM259 152H261V151L259 150ZM103 153L101 156L104 155ZM119 153H118V155H119ZM105 154H107V153H105ZM194 154H195V152H194ZM124 155H125V153H124ZM137 155L139 157V154H137ZM137 155H136V157H137ZM153 155H155V156H153ZM242 156H245V155L242 154ZM190 157H192V155ZM206 157H207V155H206ZM218 157H217V159H218ZM221 157H223V156H221ZM231 157H233V156H231ZM97 158H98V156H97ZM197 158H199V157L197 156ZM224 158H226V157H224ZM233 159H235V158L233 157ZM249 159H248V161H249ZM205 160L206 161L200 160L201 162L197 160L196 162L197 163L200 162L201 166L199 168H198L199 165L195 167V170H197L196 172H198L203 177H206V174L203 175V173L202 174L200 173L203 166H206V167L211 166L212 169L210 172H212L216 168L217 169H219V168L225 169V167L219 166L220 165L219 163H222V162H219L214 158H211L210 160H207V159H205ZM240 160L243 163V165H246V162L243 159H240ZM240 160H238V161L234 160V161L240 162ZM251 160H252V158H251ZM105 161H107V159ZM228 162H230V160ZM126 163H127V161H126ZM225 163H226V161H225ZM225 163H224V165H225ZM103 164L105 165L106 163H103ZM238 164H240V163H238ZM252 165H254V164L252 163ZM101 167H103L104 169L102 170ZM122 167H124V171H123ZM186 167H188V165ZM231 168H232V166H231ZM244 168H245V170H243ZM191 169L192 168H190V170ZM208 169H209V167H208ZM104 170L106 171V173L104 176H102V172L104 173ZM187 170L189 173V169H187ZM120 171H122V172H120ZM222 172H224V171H222ZM222 172H220V173H222ZM228 172H229V170H228ZM136 173H138L141 176V178H145V180H146V178H148L152 174L161 175V179L163 181L161 182L157 192L154 194V192H152L150 190L151 184L149 187L148 186L149 181L145 182V184L141 183L140 186H142V188H141L140 192H138L137 186L135 185L136 184L135 181L137 180L136 179V177H137ZM170 173L173 174L174 172L171 171ZM198 173H196L197 176H200ZM212 173H215V172H212ZM215 174H217V173H215ZM215 174H213V176ZM233 174H235V173H233ZM179 175H180V173H179ZM140 176H138V177H140ZM207 176L209 177L210 175H207ZM213 176L211 178H213ZM194 177L195 176H193V179H194ZM226 177H230V176H225V178ZM153 178L154 177H152L151 180H153ZM204 179L202 181V178H201V182L204 183ZM218 179H220V178H218ZM218 179H216V181L214 183L212 182L210 184V187H213V188H214V186L219 187V184L223 183V182H220ZM230 179L232 180V178H230ZM189 180H192V178ZM192 181L194 182V180H192ZM206 181L209 182L207 180V178H206ZM211 181H213V180L211 179ZM223 181L225 182L226 180H223ZM150 182H152V181H150ZM184 182H186V181H184ZM201 182L199 181V184ZM195 183L198 184V181ZM158 185H157V187H158ZM201 185L204 186L206 184H201ZM206 187L208 189V185H206ZM203 188H205V186ZM207 189H206V192H207ZM203 191H205V190H203ZM210 195H211V193H210ZM169 208L172 211H173V209H175V212H177V211H178V213L180 212V217L178 216L179 217L178 218L176 216L177 217L176 218L174 215L175 218L174 217L169 218V216H170V214H169V216H167L166 218H163L164 214H166L165 211L170 210ZM161 213L163 214V216ZM164 219L166 221H168V226H167V223H164ZM118 221H120V222H118ZM125 228H127V227H125ZM100 232H98V234ZM135 232H137V231H135ZM159 234H161V235L158 237ZM148 235H149V237H148ZM96 236L98 237V235H96ZM131 236H132V234H131ZM133 237H132V240H133ZM142 238H140V239H142ZM99 239H101V238H99ZM129 239L130 238H128L127 240H129ZM135 240H136V238H135ZM129 241H131V240H129ZM137 241H139L138 238H137ZM143 241H145L144 238H143ZM88 242H89V244H88ZM131 242H129V243H131ZM101 243H102V240H101ZM101 243H99V245ZM142 243L143 242H141V244ZM122 244H124V243H122ZM125 244L122 245L124 247L119 246L121 248L116 250L117 254L114 256L108 255V251H107V255L105 254L106 256H104V261L102 260L104 262L103 264H125L124 262H128V259L130 260V258H128L127 260L125 259V261H123V263H119L120 261L118 262V259H117L120 256L119 254H123V248L124 249L127 248V245H125ZM72 245L73 246L76 245V246L71 247ZM139 245H137V246H139ZM128 246H130V245L128 244ZM94 247H92V248H94ZM100 247H102V245H100ZM103 247H105V246H103ZM141 248H143V247H141ZM99 249L101 250V248H99ZM149 249H150V247H149ZM176 249H174V251ZM145 250H147V249H145ZM61 251L63 252L62 254H60ZM171 251H172V249H171ZM171 251H170V253H171ZM176 251L178 252L179 250H176ZM141 253H142V251H141ZM149 253H151V252H149ZM165 253H166V250H165ZM167 253H168V251H167ZM167 253H166V255L168 257L169 254H167ZM146 254H147V256H149L148 253H146ZM162 254H164V252ZM179 254H180V251H179ZM63 255H64V257H63ZM160 255H161V253H160ZM160 255H158V256H160ZM147 256H145V254H144V257H142V259L144 260V264H165V262L163 263V261H161V260H158L155 258H154L155 260H151L150 259L151 257L148 258ZM158 256H157V258H158ZM167 257H166V259H167ZM140 258H139V260H140ZM173 258H171V260ZM152 259H153V257H152ZM164 261H166V260L164 259ZM140 262H142V261H140ZM166 262L169 263V261H166ZM128 263L130 264V262H128ZM133 264H135V263H133ZM170 264H172V263H170Z\"/></svg>",
    "mask_w": 264,
    "mask_h": 264
}]
</instances>
